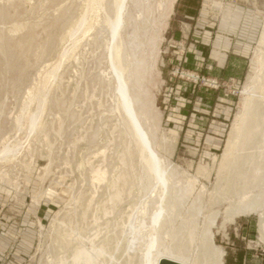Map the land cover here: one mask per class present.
<instances>
[{
  "label": "rangeland",
  "instance_id": "1",
  "mask_svg": "<svg viewBox=\"0 0 264 264\" xmlns=\"http://www.w3.org/2000/svg\"><path fill=\"white\" fill-rule=\"evenodd\" d=\"M230 6L237 80L205 67ZM263 32L264 0H0V264H264Z\"/></svg>",
  "mask_w": 264,
  "mask_h": 264
},
{
  "label": "crops",
  "instance_id": "2",
  "mask_svg": "<svg viewBox=\"0 0 264 264\" xmlns=\"http://www.w3.org/2000/svg\"><path fill=\"white\" fill-rule=\"evenodd\" d=\"M232 15L233 8H225L214 39L209 45L205 67L210 75L237 80L243 77V63L247 60L248 48L245 49L242 42L243 24H238ZM8 239L10 238L0 235V257L6 251L4 245H7Z\"/></svg>",
  "mask_w": 264,
  "mask_h": 264
},
{
  "label": "bare ground",
  "instance_id": "3",
  "mask_svg": "<svg viewBox=\"0 0 264 264\" xmlns=\"http://www.w3.org/2000/svg\"><path fill=\"white\" fill-rule=\"evenodd\" d=\"M118 19H117V21H116V23H115V27H117L118 26ZM263 36H262V41L264 42V32H263V34H262ZM20 44V43H19ZM20 46V45H19ZM121 66H122V64H121ZM261 67V66H260ZM259 67V68H260ZM261 72H262V77H261V81H260V83H259V79L257 78V79H255V81L257 82V83H259L258 84V86L260 85L261 87L264 85V65L261 67ZM117 78L118 79H120V75L119 74H117ZM255 81H254V79L252 78L251 80H250V83L251 84H254L255 83ZM264 89V88H263ZM246 92L248 91V90H245ZM119 92H120V90H119ZM243 93H245V92H243ZM263 98H264V96H263ZM124 102L127 104V114H128V117H129V120L132 122V124L134 125V127L136 128V130L138 131V133H139V135H140V137H141V140H142V142H143V145H144V148H145V150H146V152H147V155H148V159H149V166H150V168L152 169V171L154 172V175H155V177H156V179H157V181H160L161 180V176H162V174H160V173H158L157 171H158V169H159V167H158V165H159V159H158V157H157V155L155 154V152L153 151V149H152V147H151V143H150V140H149V138H148V136H147V133L144 131V129L142 128V126H141V123H140V121H139V119H138V117L133 113V111H132V109L130 108V106H128V102H127V100L124 98ZM260 103H262V102H260ZM242 109H243V112H242V114H241V116H239V118H238V122H236V124H237V126L234 128V130H235V134L233 133V136L229 139V142H228V145H227V151L228 150H230V148L232 147V145H233V143H234V140H236V138H237V132H239V130L241 131L242 130V128H243V125L246 123V121H248V120H250L251 119V116H253L252 115V110H253V108H252V104L250 103V102H245V103H243V105H242ZM262 115V114H261ZM260 118V117H259ZM259 125V124H258ZM260 126V125H259ZM234 132V131H233ZM256 135V134H255ZM257 137V136H256ZM258 143V142H257ZM248 154V153H247ZM252 156V155H251ZM253 158H255V157H253ZM246 160V159H245ZM263 163V162H262ZM249 165V164H248ZM245 167V166H244ZM247 167V166H246ZM233 172V171H232ZM231 172V173H232ZM244 172V171H243ZM244 174V173H243ZM150 175V174H149ZM153 175V176H154ZM234 176V175H233ZM264 177V176H263ZM151 178V177H150ZM153 178V177H152ZM151 178V179H152ZM243 178V177H242ZM124 179V178H123ZM260 179V178H259ZM122 180V179H121ZM135 180V179H134ZM257 180V179H256ZM243 181V180H242ZM259 181V180H258ZM124 182V181H123ZM126 182V181H125ZM148 182V181H147ZM239 182L241 183V181L239 180ZM263 183V182H262ZM147 184V183H146ZM145 184V185H146ZM150 184V183H149ZM236 184V183H235ZM264 184V183H263ZM262 184V185H263ZM234 185V184H233ZM239 185V184H238ZM242 185V184H241ZM131 186V185H130ZM149 186V185H148ZM255 186V185H254ZM148 188H150V187H148ZM253 188H255V187H253ZM153 189V188H152ZM231 189V188H230ZM251 189V188H250ZM249 189V190H250ZM154 190V189H153ZM232 190H234V189H232ZM241 190V189H240ZM150 192V191H149ZM148 192V193H149ZM243 192V191H242ZM241 192V193H242ZM247 192V191H246ZM246 192H244V193H246ZM231 194H234V193H231ZM237 194V193H236ZM229 195H230V193H229ZM235 195V194H234ZM239 195H242V194H240V192H239ZM231 196V195H230ZM233 197V196H232ZM163 198V197H162ZM247 199V198H246ZM262 199V198H261ZM260 202H261V200H260ZM243 203V202H242ZM249 203H251V202H246V203H243V207H245V206H248V204ZM257 204V201L255 202V205ZM236 206H237V204H236ZM257 206V205H256ZM241 207H242V205H241ZM236 209H237V207H236ZM264 212V211H263ZM156 217H157V213H156ZM156 217H154L153 218V226L155 227V224H156ZM261 218V217H260ZM263 218V217H262ZM158 221V220H157ZM260 223V222H259ZM157 226V225H156ZM110 228V227H109ZM112 230V229H111ZM153 230V229H152ZM262 235L264 236V228H263V233H262ZM261 236V235H260ZM108 238V237H107ZM156 238V237H155ZM113 241V239L111 240V242ZM156 241V240H155ZM154 240H153V246L155 245L154 244V242H155ZM108 242V241H107ZM157 243V242H156ZM206 252V251H205ZM108 253V252H107ZM93 254V253H92ZM96 255H97V253H96ZM149 255V252L147 251L146 252V254L144 255V256H146V264H149V262H150V260L148 259V256ZM211 255V254H210ZM94 257H95V255H94ZM168 258V259H171V260H174V261H178V262H180V263H183V264H186V262L185 261H183L182 259H179V258H173V257H170V256H166V255H163V256H160V257H157L156 259H155V261H154V263L153 264H158V261H159V259L160 258ZM94 258H92L91 259V256H90V254L89 253H87L86 255H85V261L87 262V263H90L91 261L90 260H93ZM101 259V258H100ZM99 260V259H98ZM101 261V260H100ZM216 261V260H215ZM94 262V261H93ZM86 263V264H87ZM94 264V263H93ZM97 264H98V262H97ZM100 264V263H99Z\"/></svg>",
  "mask_w": 264,
  "mask_h": 264
},
{
  "label": "water",
  "instance_id": "4",
  "mask_svg": "<svg viewBox=\"0 0 264 264\" xmlns=\"http://www.w3.org/2000/svg\"><path fill=\"white\" fill-rule=\"evenodd\" d=\"M158 264H183V263L163 257L159 259Z\"/></svg>",
  "mask_w": 264,
  "mask_h": 264
}]
</instances>
